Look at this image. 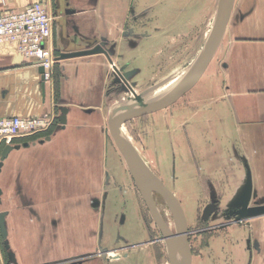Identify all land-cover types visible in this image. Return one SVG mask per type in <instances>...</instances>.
<instances>
[{"label":"crops","instance_id":"0c3cea01","mask_svg":"<svg viewBox=\"0 0 264 264\" xmlns=\"http://www.w3.org/2000/svg\"><path fill=\"white\" fill-rule=\"evenodd\" d=\"M123 1L0 0V11L41 2L52 12L47 46L56 58L102 43L113 65L126 74L120 69V45L101 37L106 31L115 35L121 15L114 6L122 8ZM38 69L14 43L0 45V118L49 114L55 119L49 129L17 137L10 145L0 167V203L2 195L8 202L1 213L17 264H67L98 241V222L88 212L101 210V197L125 193L120 184L127 166L108 130L123 81L103 54L56 59L47 81ZM205 88L219 101L208 104V116L223 109V123H200L199 97ZM189 92L190 116L177 114L175 125L161 123L166 134L175 127L176 140L182 141L181 179L192 186L190 193H181L198 202L205 174L221 204L230 205L227 211L264 205V0L233 1L213 58ZM201 131L209 133L205 148ZM234 197H239L235 203ZM224 244L229 264H264V214L242 219L239 235ZM0 264L12 263L0 256Z\"/></svg>","mask_w":264,"mask_h":264},{"label":"rangeland","instance_id":"374dc122","mask_svg":"<svg viewBox=\"0 0 264 264\" xmlns=\"http://www.w3.org/2000/svg\"><path fill=\"white\" fill-rule=\"evenodd\" d=\"M123 2L122 8L114 6L117 8L114 11L119 10L121 15L119 23L113 28L115 35H109L107 31L101 35L105 40L120 45V69L129 75L132 82H129V87L132 88L130 90L127 85L121 87L122 95L114 101L117 104L114 109L133 103L134 94L143 97L151 91H167L171 88L168 86L173 83L172 80L189 71V66L194 64L210 36L222 0ZM189 91L190 89L166 108L124 120V139L150 170L175 193L185 216L192 264H229L224 254V241L239 235L240 222L235 221L240 217L239 209L242 206L235 211H227L226 208L230 205L221 204L223 198L214 194L215 188L210 186L205 174L200 179L198 202L194 201L197 198L192 201L190 195L182 194V191L188 193L192 186L189 179H181L182 141L176 140L175 127H169L168 134L162 129V122L165 124L168 121L169 126L175 125L177 114L185 117L189 113L190 116L192 98L187 95L191 93ZM199 98L201 124H208L211 120L215 123L225 121L223 109H216L221 114L214 117L207 114L208 104L216 101L213 90L208 92L205 88ZM208 134L201 131V148L207 147ZM120 158L123 159L122 156ZM120 185L124 186L122 189L125 193L115 190L112 193L114 196L107 200L106 197H101L103 210L101 208L97 212H88L89 218L98 222V241L88 245L91 249L88 254L66 261L67 264H170L165 243L159 240L161 234L135 188L128 169L124 178L121 177ZM155 192L150 189L151 198L156 205L162 206L161 216L175 232L168 207L160 193ZM92 198L94 197H88L89 204L93 203ZM238 198L234 197L233 202ZM6 199L5 195L1 196L0 213L8 207ZM207 204H213L215 208L204 220L202 212ZM174 251L177 252V249L174 248ZM8 252L0 236V256L4 261L8 260Z\"/></svg>","mask_w":264,"mask_h":264},{"label":"water","instance_id":"95a60500","mask_svg":"<svg viewBox=\"0 0 264 264\" xmlns=\"http://www.w3.org/2000/svg\"><path fill=\"white\" fill-rule=\"evenodd\" d=\"M233 1L234 0H223L222 6L219 9L218 16L208 40L205 42L199 56L191 66L190 70L173 90H171L160 100L148 104L143 102L142 96L134 94L135 96L132 105L128 107H121L111 112L108 117L109 134L127 165V169L133 180L135 188L137 189L142 201L147 208L148 213L150 214L153 222L161 234L159 240H162L165 243V251L170 264H192V252L187 241L186 224L182 208L173 193L150 170V168L146 165L135 149L121 137L119 129L122 126L124 120L164 108L173 103L195 85L213 58V55L221 41L231 13ZM93 54L105 55L110 64L113 65L110 58V52L105 49L102 43L86 50L61 53L56 59L63 60ZM113 67L118 79L123 81L125 85H128L126 80L128 76L126 74H121L114 65ZM38 68L39 73L42 74L43 68ZM41 78L43 79V77ZM62 113L65 114V110H62ZM63 120L64 117L62 116L60 121ZM10 150L11 146H5L2 150L0 156V167ZM150 189L160 193L168 208L170 209L176 225V232L174 234L169 231L157 213L150 195ZM213 210V205H207L203 210L202 218L204 220L207 219ZM262 214H264V205H258L251 208L244 207L242 210H240V217L235 222H240L242 219L247 217H254ZM0 236L4 240L5 249L9 250V245L6 240L7 231L4 224L3 213H0ZM174 248L177 249V252L174 251ZM7 256L8 260L12 264H17L15 256L12 252L9 251Z\"/></svg>","mask_w":264,"mask_h":264},{"label":"built area","instance_id":"2783aa9c","mask_svg":"<svg viewBox=\"0 0 264 264\" xmlns=\"http://www.w3.org/2000/svg\"><path fill=\"white\" fill-rule=\"evenodd\" d=\"M51 22L49 10L41 2L33 3L24 10L5 8L0 11V45L14 43L23 58L43 68V81L51 77L56 60L47 46ZM54 120L49 114L35 118H0V146H10L17 137H28L45 131Z\"/></svg>","mask_w":264,"mask_h":264},{"label":"bare ground","instance_id":"6f19581e","mask_svg":"<svg viewBox=\"0 0 264 264\" xmlns=\"http://www.w3.org/2000/svg\"><path fill=\"white\" fill-rule=\"evenodd\" d=\"M218 2H220V0H218ZM222 3H223V0H222ZM222 3H221V5H220V7H219V9L221 8V6H222ZM218 13H219V10H218ZM218 16V15H217ZM192 66V65H191ZM190 66H189V70H190ZM187 72H188V70H187ZM186 74L185 73H183L182 75H180V76H178L177 78H175L174 80H172V82L173 83H171L168 87H171V88H169L167 91H165V92H163V90H156V91H151V92H149V93H147L145 96H143V102L144 103H153V102H156V101H158V100H160L161 98H163L165 95H167L171 90H173L181 81H182V79L184 78V76H185ZM161 92H163V93H161ZM133 103H131V104H129V105H127V106H124V107H128V106H130V105H132ZM123 107V106H122ZM119 108H121V107H119ZM119 108H117V109H119ZM117 109H115V110H117ZM115 110H113V111H115ZM113 111H111V112H113ZM110 112V113H111ZM119 133H120V135H121V137L124 139L125 138V134H124V130L122 129V126L120 127V129H119ZM128 138V137H127ZM125 140V139H124ZM126 141V140H125ZM129 144V143H128ZM126 164V163H125ZM127 166V165H126ZM152 190V189H151ZM157 192V191H156ZM155 192V193H156ZM152 194H154V193H152ZM151 195V194H150ZM155 201V200H154ZM156 205V204H155ZM162 206L160 205V204H158V206H157V211L160 213V212H162ZM169 211H170V209H169ZM170 213H171V211H170ZM171 216H172V213H171ZM161 218V217H160ZM172 219H173V216H172ZM162 220V219H161ZM165 220V219H164ZM163 221V220H162ZM173 221H174V219H173ZM164 223V222H163ZM164 224H166V226H167V228L169 229V231L171 232V233H175L176 232V225H175V221H174V225H175V232H174V230L171 228V225L165 220V223ZM164 242V241H163Z\"/></svg>","mask_w":264,"mask_h":264},{"label":"flooded vegetation","instance_id":"af4514ba","mask_svg":"<svg viewBox=\"0 0 264 264\" xmlns=\"http://www.w3.org/2000/svg\"><path fill=\"white\" fill-rule=\"evenodd\" d=\"M114 72H115V71H114ZM120 73H121V72H120ZM121 74H122V73H121ZM116 75H117V74H116ZM127 83H128V82H127ZM128 84H129V83H128ZM123 85H124V87L126 86L124 82H123Z\"/></svg>","mask_w":264,"mask_h":264}]
</instances>
